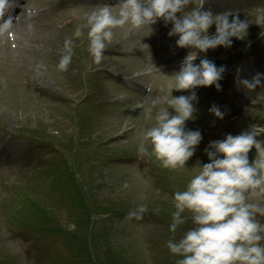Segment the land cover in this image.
I'll return each mask as SVG.
<instances>
[{
	"label": "rangeland",
	"instance_id": "obj_1",
	"mask_svg": "<svg viewBox=\"0 0 264 264\" xmlns=\"http://www.w3.org/2000/svg\"><path fill=\"white\" fill-rule=\"evenodd\" d=\"M25 4L40 12L25 21L24 37L16 32L19 38L13 41L10 33L0 32V264H176L178 257L165 242L178 240L192 222L184 213L185 223L170 231L173 193L185 188L198 164L208 162L209 141L251 125L264 128V87L236 88L244 68L264 73V25L252 21L264 12V0H206L204 6L214 13L250 21L244 39L233 37L230 47L207 52L179 47L160 54L155 27L126 26L114 29L99 64L88 51L86 24L97 6L83 0ZM111 5L118 10L119 4ZM77 25L84 33L81 56L73 37L72 61L67 71H59L64 40ZM167 25L164 31L172 27ZM209 32H215V25ZM171 39L167 43L176 45L178 36ZM195 51V63L207 57L225 67L221 88L195 89L197 110L186 126L199 129L202 140L186 168L166 169L150 154L152 145L143 132L155 123L157 110L168 107V98L190 91L174 89L177 71L162 57L174 58L180 67ZM92 66L107 68L92 75L97 79L93 93L82 83L91 78L86 70ZM113 75L131 84L124 89V81L112 80ZM133 82L139 87L131 88ZM236 90L244 99L241 108L223 118L209 111L213 104L226 110L222 102L232 100ZM258 139L264 140V132ZM142 141L149 149L139 152ZM128 147L136 161L120 158ZM255 154V148L250 150V161ZM139 204L145 206L141 218L128 219V211ZM257 219L264 222L260 214Z\"/></svg>",
	"mask_w": 264,
	"mask_h": 264
},
{
	"label": "clouds",
	"instance_id": "obj_2",
	"mask_svg": "<svg viewBox=\"0 0 264 264\" xmlns=\"http://www.w3.org/2000/svg\"><path fill=\"white\" fill-rule=\"evenodd\" d=\"M13 0H0V31L10 26L11 17L4 14ZM119 8L113 11L110 3L87 14L88 51L93 62L99 64L104 49L114 38V29H139L152 25L158 19L171 23L168 35L178 36L179 47L207 52L217 46L230 47L232 38L244 39L249 20L238 15L214 13L204 5L206 0H118ZM231 16V19H230ZM264 25V12L252 20ZM215 25V32L209 29ZM84 33L77 25L71 36L64 40L63 50L56 65L67 71L73 56V37ZM194 52V51H193ZM190 52L181 62L174 77V89L190 90L189 94L172 95L166 100L168 107L159 108L155 123L143 132L144 140L152 145V153L160 166L180 171L186 168L196 147L202 140L199 129H189L186 121L194 119L197 110L198 86L214 85L225 71L207 57L195 63L197 56ZM239 84L247 90L258 85L264 87V73L257 72L251 79L241 78ZM170 109L172 111H170ZM209 111L223 118L224 113L213 104ZM264 128L251 125L238 134L228 133L223 139L209 141L205 152L208 162L198 164V171L183 190L173 193L175 210L171 213L170 231L185 223L184 213L190 214L192 227L178 239L167 240L169 251L178 257L176 264H264V140L258 139ZM255 148L250 161L249 152ZM142 141L139 152H144ZM127 184H125V187ZM145 211L143 204L130 209L127 218L140 219Z\"/></svg>",
	"mask_w": 264,
	"mask_h": 264
},
{
	"label": "bare ground",
	"instance_id": "obj_3",
	"mask_svg": "<svg viewBox=\"0 0 264 264\" xmlns=\"http://www.w3.org/2000/svg\"><path fill=\"white\" fill-rule=\"evenodd\" d=\"M25 18H27V14H23L22 15V19L24 20ZM21 25H23V23H21L20 26H16V27H13V25L10 24L9 28L6 29V30L1 31V33H7V32L9 33V31H12V33H14L13 39H14V41H16L19 38V36L16 34V32H18V34L20 36H23L24 37L23 31H22L23 28H24V26H21ZM156 26L158 28V30H157V33H158V41L155 43V49L157 51H159V49H160V50H162V52H165V51H168V50H175V49H177L178 46L170 45V44H163L164 39H165V36L160 33V30L161 29H164L165 26H166V24L164 23V21L157 23ZM165 34L168 35V32L165 33ZM167 35H166V37L169 36V35L168 36ZM164 60H165V62L167 64H172V59L171 58L165 57ZM174 68L178 69L177 66H174ZM248 79H250V78H248ZM224 114H228V113L224 111Z\"/></svg>",
	"mask_w": 264,
	"mask_h": 264
}]
</instances>
